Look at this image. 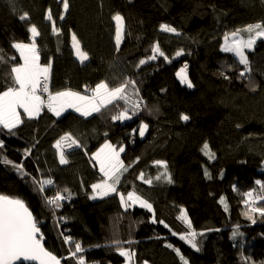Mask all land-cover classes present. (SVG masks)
<instances>
[{"label": "trees", "instance_id": "obj_1", "mask_svg": "<svg viewBox=\"0 0 264 264\" xmlns=\"http://www.w3.org/2000/svg\"><path fill=\"white\" fill-rule=\"evenodd\" d=\"M69 3L60 20L63 8L59 0H0V55L5 60L16 57L0 64V91L6 90L11 66L21 63L12 43L30 42L27 29L35 24L40 32L36 41L41 63H52V92L66 88L83 91L85 85L95 87L102 80L114 85L130 78L137 82L145 106L138 116L123 122L111 120L115 111L111 106L87 118L73 110L56 117L45 109L38 118L25 117L14 135L0 130V140L4 141L0 194L25 201L40 222L45 247L61 259V264H76L69 258V249L74 250V246L64 243L65 235L82 244L86 264H126L111 243L114 234L121 241L133 242L123 246L135 250L136 264L145 260L148 264H183L175 249L188 264H264V217L253 214L256 223H252L244 215L246 205L241 195L258 189L256 180L264 182V41L258 40L253 50L246 51L251 71L242 78L239 72L244 66L238 58L221 51L225 33L264 22V0ZM49 8L59 34L52 32V22L45 19ZM24 12L29 13L27 21L19 19ZM116 13L125 20L119 50L112 20ZM161 24L175 27L180 35L162 32ZM72 33L89 55L85 63L75 55ZM157 42L169 59L158 57L137 67L141 59L152 54ZM181 49L183 54L176 56ZM182 69L193 88L177 75ZM182 114L190 119L181 120ZM141 122L149 125L143 138L138 131L133 133ZM68 132L86 147L68 150L69 163L61 165L53 145ZM106 140L117 148L123 146V161L132 165L122 178L120 191L126 195L135 190L152 204V211L138 206L125 211L115 194L90 199V186L100 179L91 155ZM205 142L214 159L202 151ZM4 158L13 163H4ZM156 160L167 162L171 183L155 180L163 171L154 165ZM15 164H22V171ZM141 172L153 180L151 185L138 179ZM34 178H50L54 184L40 192ZM64 188L73 193L72 198L61 201L62 206L53 211L45 197H54ZM182 209L193 229L204 233L197 237L199 251L180 239L188 231L180 218ZM237 225L243 235L232 238Z\"/></svg>", "mask_w": 264, "mask_h": 264}, {"label": "snow or ice", "instance_id": "obj_2", "mask_svg": "<svg viewBox=\"0 0 264 264\" xmlns=\"http://www.w3.org/2000/svg\"><path fill=\"white\" fill-rule=\"evenodd\" d=\"M63 8V13L59 14V19H64V13H67L70 8L69 0H59ZM21 21L29 20V13L24 12L19 16ZM45 19L52 22V32L59 34L60 29L56 27L53 19L51 8L46 11ZM115 21V41L117 50L125 35V20L120 13L112 16ZM160 30L166 33H175L180 35L175 27L169 24H161ZM27 31L30 35V42H13L11 47L19 53V59L22 63H17L11 66L8 72V82L6 90L0 91V130H7L9 134L14 135V130L24 123V118L34 119L38 118L40 114L46 109L56 117H60L69 109L79 113L82 117H91L93 114L102 113L109 110L110 106L115 109L111 115L112 121H127L134 116H138L145 106L143 99L139 95V88L136 86L137 82L133 79H123L118 84L111 85L108 81H100L95 87L85 85L83 93L81 91H74L71 88L65 90L52 92L49 88L50 71L52 67L51 60L47 63H41L40 48L38 47L36 38L40 36V32L35 24L28 27ZM72 47L75 55L84 63L89 59L87 52L82 51L80 41L77 35H71ZM224 43L221 46V51L225 53H232L238 58L239 64L244 66V70L239 72V77H244L246 72H250V61L245 53V50H253L257 41H264V22H255L247 24L246 26L236 28L230 33H225L223 37ZM3 49H0V53ZM151 55L147 59H141L140 65H144L149 61L156 60L158 57H163L168 60V56L161 50L159 42L155 43L151 48ZM183 49L176 52V56H181ZM16 57H11L9 60H15ZM3 55H0V64L8 63ZM187 65H185V68ZM177 75L183 83H186L189 88L193 87L192 82L187 78V75L182 69ZM221 75H224L222 72ZM225 79H229L225 75ZM253 90L255 87L253 86ZM90 93V94H88ZM22 110V113L21 111ZM158 111V109H157ZM181 120L188 121V115H181ZM239 127V125L237 126ZM149 125L141 122L138 129H133V133L138 131L141 138L144 137ZM107 135V133H105ZM53 147L57 150L59 163L65 165L69 163L68 150L82 149L86 146L83 142L74 137L72 133L68 132L55 141ZM4 148V141L0 140V150ZM125 151L123 146L118 149L115 145L105 143L91 155L94 166L98 165L100 173L99 182L91 184L92 195L90 199L105 198L113 194L119 197L121 206L127 211L134 205H139L141 208H146L152 211V204L141 195L137 194L135 190L128 191L125 195L120 191L119 186L122 183L124 174L128 172L131 164L125 165L121 159V153ZM202 151L209 159H214L215 154L211 152L209 144L204 143ZM26 154H30V150H26ZM87 154V153H85ZM139 161V157L133 163ZM6 164L13 162L7 158L3 159ZM154 165L163 169L155 176L156 181L165 180L168 183L172 182L171 174L168 171L167 162L164 160L154 161ZM18 171H22V164L13 165ZM205 175L211 179V174L205 171ZM138 179L145 184L151 185L152 179H146L143 172L140 173ZM33 184L37 186L38 191L44 192L45 186H52L54 181L52 179L36 180L33 179ZM255 184L259 186L258 189L253 188L250 191L243 192L241 195L244 198L243 202L246 205L244 215L256 223L254 215L258 213L264 217V182L256 180ZM73 193L64 188L62 191H57L54 197H45V203L52 206L53 211L60 208L61 201L70 200ZM220 202L225 205V211L228 210L227 203L224 197L220 198ZM181 219H183L187 226V233L181 235L180 239L186 241L192 248L199 251L197 246V237L203 236V232H197L193 229L191 220L188 219L186 212L181 210ZM153 222H156L155 218ZM161 224L164 222L159 221ZM40 222L34 217L33 212L23 199L14 198L9 195H0V264H61V259H58L51 251L44 246V236L41 233ZM165 227H168L165 225ZM239 226L232 232V238L242 236L239 232ZM219 231V229H217ZM175 235V233H173ZM64 243L74 246L69 249V258L74 259L76 264H86L84 255L85 251L82 244L75 241L71 235L64 236ZM116 247V251L121 257H124L126 264H136V255L134 249L124 247V244L131 245L132 241H121L119 238H114L111 242ZM168 247H172L171 244ZM177 255L183 264H188L184 256L180 255V250L175 249ZM246 259V258H244ZM143 264H148L145 260Z\"/></svg>", "mask_w": 264, "mask_h": 264}, {"label": "rangeland", "instance_id": "obj_3", "mask_svg": "<svg viewBox=\"0 0 264 264\" xmlns=\"http://www.w3.org/2000/svg\"><path fill=\"white\" fill-rule=\"evenodd\" d=\"M223 43H224V40H223ZM81 46V45H80ZM82 51H83V49H82ZM247 49L245 50V53H246V55H247ZM77 57V56H76ZM78 59V58H77ZM79 60V59H78ZM86 62V61H85ZM84 62V63H85ZM186 73V72H185ZM188 78V77H187ZM189 79V78H188ZM191 81V80H190ZM184 85H186L187 86V84L186 83H183ZM188 87V86H187ZM193 88V87H192ZM68 112V111H67ZM103 145V144H102ZM118 149V148H117ZM121 159L123 160V158H122V153H121ZM97 167H98V165H97ZM97 200H102L101 198H97ZM135 206H138V207H140L139 205H134L133 207H135ZM132 208V207H131ZM146 209V208H145ZM153 209V208H152Z\"/></svg>", "mask_w": 264, "mask_h": 264}, {"label": "water", "instance_id": "obj_4", "mask_svg": "<svg viewBox=\"0 0 264 264\" xmlns=\"http://www.w3.org/2000/svg\"><path fill=\"white\" fill-rule=\"evenodd\" d=\"M0 195H3V194H0ZM122 207V206H121ZM123 210H125L123 207H122ZM34 215V214H33ZM35 217V216H34ZM45 246V245H44ZM47 249V248H46ZM17 264H19V262H17ZM25 264H28V262H25ZM34 264H38V262H34Z\"/></svg>", "mask_w": 264, "mask_h": 264}, {"label": "crops", "instance_id": "obj_5", "mask_svg": "<svg viewBox=\"0 0 264 264\" xmlns=\"http://www.w3.org/2000/svg\"><path fill=\"white\" fill-rule=\"evenodd\" d=\"M21 63H22V61H21ZM82 93H83V91H81ZM88 94H90V93H88ZM69 110H71V109H69ZM19 111H21V113H22V110H19Z\"/></svg>", "mask_w": 264, "mask_h": 264}, {"label": "built area", "instance_id": "obj_6", "mask_svg": "<svg viewBox=\"0 0 264 264\" xmlns=\"http://www.w3.org/2000/svg\"><path fill=\"white\" fill-rule=\"evenodd\" d=\"M185 65H187V64H185ZM189 66L187 65V67L186 68H188Z\"/></svg>", "mask_w": 264, "mask_h": 264}]
</instances>
